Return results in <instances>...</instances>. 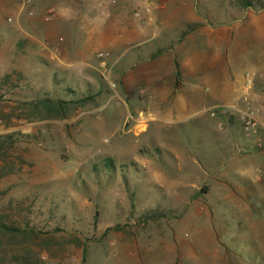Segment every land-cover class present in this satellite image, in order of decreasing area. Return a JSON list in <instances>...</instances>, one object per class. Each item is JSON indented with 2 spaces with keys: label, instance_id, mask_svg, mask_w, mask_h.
I'll return each instance as SVG.
<instances>
[{
  "label": "rangeland",
  "instance_id": "rangeland-1",
  "mask_svg": "<svg viewBox=\"0 0 264 264\" xmlns=\"http://www.w3.org/2000/svg\"><path fill=\"white\" fill-rule=\"evenodd\" d=\"M132 1L0 0V85L10 76L0 108L12 97L93 96L70 120L20 121L9 130L19 139L17 168L0 179L8 190L0 206L13 200L30 209L31 225L61 241L42 264H264V147L240 119L208 112L224 104L254 113L264 143V103L250 92L255 71L245 72L249 92L239 102L200 108L179 76L147 84L125 68L148 48L170 50L195 3ZM195 1L197 24L218 30L233 21L263 70L264 0ZM153 20L171 25L141 42L154 33ZM130 25L149 33L130 39ZM205 42L193 45L204 52ZM14 70L24 76L18 88ZM150 213L156 219H141Z\"/></svg>",
  "mask_w": 264,
  "mask_h": 264
},
{
  "label": "crops",
  "instance_id": "crops-1",
  "mask_svg": "<svg viewBox=\"0 0 264 264\" xmlns=\"http://www.w3.org/2000/svg\"><path fill=\"white\" fill-rule=\"evenodd\" d=\"M131 1L124 0L126 3H131ZM191 2L192 4L195 3L191 6V14L186 16L185 21L183 20L184 22L181 20V27L177 28L175 26L176 39L173 47L166 51L160 50L162 48H156V50L148 48L147 54L140 58L139 61L131 58L128 67L125 68L126 72L129 71L132 74L134 70H138V75L143 77L145 82L150 85L157 82L156 77L159 74H166L167 76L174 74L176 78L179 76L182 78L183 83L187 82L189 84L186 90L188 97L192 103H196V108H200L216 101L239 102L242 94L249 92L248 88L245 87V72L255 71L257 78L255 76L254 84H256V81L258 84H256L257 88L252 86L250 92H253L257 96L258 101L261 100L263 104L264 69L258 70L254 68L255 63L258 61L256 59H258L259 53L254 51L252 45L246 42L243 37L240 38L238 32H234L235 24L233 21L231 25L222 22L218 30H212L210 26H205V24H197L198 21L195 18L196 1L192 0ZM102 3L105 4L103 1ZM99 4L98 2L96 5ZM181 4L183 9L188 6L184 5V2H181ZM153 21L155 24L154 33L150 34L149 37L145 36L146 40L141 42L149 44L162 29L164 30L165 27L171 25L167 24V26H164L163 24L162 26V22ZM185 25L186 27L187 25L191 27L190 29L188 28L189 31H187ZM123 29L127 32L128 38L133 40H137L139 37L149 33L148 28L146 31V28L144 29L142 25H130ZM181 30H184L183 33H187L185 35L183 33L180 34ZM126 39L127 37L123 39L124 45L130 44L131 42L129 41L131 40L128 39L126 41ZM201 39L206 41L204 46L208 47L204 52L199 51L198 45H193ZM112 41L116 45L120 40L113 38ZM143 69L147 71L145 74L142 73ZM129 77H131L129 80L132 81L134 76L130 75ZM129 80L125 79V83ZM152 93L155 96L150 99H158L157 91Z\"/></svg>",
  "mask_w": 264,
  "mask_h": 264
},
{
  "label": "trees",
  "instance_id": "trees-1",
  "mask_svg": "<svg viewBox=\"0 0 264 264\" xmlns=\"http://www.w3.org/2000/svg\"><path fill=\"white\" fill-rule=\"evenodd\" d=\"M245 2H248V5L252 3L251 0H244L242 4ZM14 73L18 74V81L15 84H10H12V88H18L19 82L24 79V76L16 70ZM9 78L10 76L4 77L0 88L7 87L6 83ZM66 91L73 93L69 89ZM92 99V95L66 98L65 96L54 97L47 94L30 100L10 98V106L0 108V129L5 130L0 133V179L13 175L17 168L15 165L17 162L13 160L12 153L15 151V145L19 139L15 132L9 131L16 123L20 121L27 123L48 120L67 121ZM105 167L108 169L110 165L106 164ZM205 192L207 191L203 190V193ZM7 194V189L0 191V200ZM130 202L131 209H133V196H130ZM29 212L30 209H26L13 200H9L6 207L0 206V264H42L41 256L48 253L51 248L61 245V241L54 235L31 225L27 215ZM154 213L163 216V213L157 210ZM141 219L154 220L156 218L152 217L150 213Z\"/></svg>",
  "mask_w": 264,
  "mask_h": 264
},
{
  "label": "built area",
  "instance_id": "built-area-1",
  "mask_svg": "<svg viewBox=\"0 0 264 264\" xmlns=\"http://www.w3.org/2000/svg\"><path fill=\"white\" fill-rule=\"evenodd\" d=\"M209 114L211 117H215L218 114H227L230 119H240L244 126V131L247 134L248 137L255 139L256 144L259 148L264 147V143L261 142L260 138V129H261V123L257 119V116L252 112H245L240 110L235 105H224L219 104L215 105L209 108ZM223 112V113H221Z\"/></svg>",
  "mask_w": 264,
  "mask_h": 264
}]
</instances>
